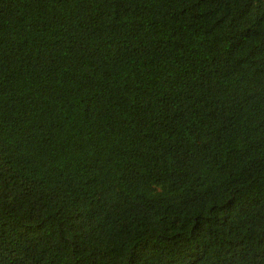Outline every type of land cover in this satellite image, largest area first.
I'll return each instance as SVG.
<instances>
[{
	"label": "trees",
	"instance_id": "16d2710c",
	"mask_svg": "<svg viewBox=\"0 0 264 264\" xmlns=\"http://www.w3.org/2000/svg\"><path fill=\"white\" fill-rule=\"evenodd\" d=\"M0 264H264V0H0Z\"/></svg>",
	"mask_w": 264,
	"mask_h": 264
}]
</instances>
